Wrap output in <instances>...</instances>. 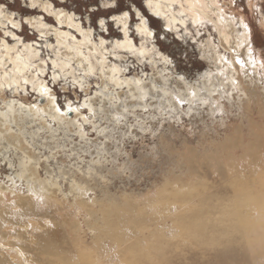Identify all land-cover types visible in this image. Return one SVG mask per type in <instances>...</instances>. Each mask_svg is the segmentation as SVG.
I'll return each mask as SVG.
<instances>
[{
    "label": "bare ground",
    "instance_id": "1",
    "mask_svg": "<svg viewBox=\"0 0 264 264\" xmlns=\"http://www.w3.org/2000/svg\"><path fill=\"white\" fill-rule=\"evenodd\" d=\"M207 1L209 2L205 0H148L146 5L148 12L159 17L162 23L164 22L166 30L177 31V24L186 29L188 22L198 27L204 25L202 23L204 20H208L213 23L218 34L225 37L226 41L230 38L234 40L237 37L232 34L231 30L234 20L224 17L217 0ZM27 2L28 5L36 4L38 9L52 14L57 23L56 28L47 27V24L43 22L44 19H41L42 16L25 20L40 35H46L50 30L52 31L56 46L55 55L53 60L51 59L52 65L59 68L58 71L63 77L71 68L73 61L84 72L83 75L91 77L88 73L91 72L93 75L98 72L104 84L103 92H99L100 107L105 102L112 104L115 99L116 92L113 94L108 91L110 84L113 87L112 90H116L117 87L120 90L122 86H126L128 90L125 94H128L129 99L137 104L134 107L142 108L141 110L147 109L146 102L151 97L158 103L155 102L157 104L155 111L160 109L163 114L171 115L184 111L183 108L180 110L182 102H186L188 108L199 105V103L207 105L214 102V93L224 94L225 89L230 86L234 88L233 81L236 73H233L232 64L216 53L210 40L200 45V55L208 61L210 66L213 65L214 69H207L194 85H188L184 77L177 75L178 83L172 88V83L169 82L170 74L167 73V65L170 62L151 45L152 33L149 31L147 18L144 19L141 13H136V16L140 17L136 25V34L142 40L136 48L134 40L128 36V16L124 17L122 14L116 17L114 19L116 25H114L121 28V41H114L111 45L113 55L123 50L136 57L138 61L149 58L151 67L156 70L154 76L149 78L152 81L157 80L158 88L151 85L149 79L148 83H151V87L147 88L142 79L136 78L137 80L131 81L132 79L125 77L122 73V65H120L121 60L118 64L117 62L107 64L106 55L111 51H105V41L101 39L95 43L92 39V30L83 29L77 22L79 20L75 22L74 13L55 10L48 0H27ZM3 10L0 11V27H3L4 33H8L9 37H13L15 34L9 29V25L14 23L13 15ZM62 26L75 29L80 34V41L75 39V35L69 29L62 31ZM103 26L106 28L105 22L100 24L101 28ZM249 34V27H243L242 40L237 39L236 49L241 47L239 45L247 44L251 39ZM101 41L104 42L102 45ZM18 44H22L20 39H17L12 46L4 40L0 42V91H3L5 86L14 91H19L18 87L25 90L24 81H27L31 89L39 97H43L44 101L39 102L41 106L23 107L15 105L11 100L0 106V152H6L7 157L5 158H8L9 168L12 169L11 175L8 174L5 180H0V202L3 199V193L15 192L16 183H23L27 190L25 196L18 195L20 202L14 207L16 209H9L8 206H13L12 204L8 203L6 207L0 203V264H185L190 253H192L195 264H202V259L208 258L213 253L217 254L214 255L215 262H207L212 259L210 257L203 264H264V175H256L261 168L264 170V151L260 155L256 153L259 157L254 158L259 161L261 167L255 165L254 161L246 163L242 160L239 161L240 165L230 167V170L233 167L236 168L228 174L211 173L198 162L199 157L191 156V154L180 155L178 160L182 159V165L175 161V167L180 171L178 174L170 172L154 190H148L146 194L140 196L136 194L140 198L139 201L134 199V202H130L125 194L122 200L126 207H130V211L125 212L124 210V216L117 213V208L121 204L120 195L119 199H116V193H111L110 190H106L103 196L98 198H87L88 194L81 185L73 187V190L69 192H64L54 173L49 174V177L42 181H34L40 178L36 168L40 155L27 154L32 148L25 138L27 132L32 142H36L38 136L45 135V145L51 147L54 144L56 147H62L63 137L62 140L58 139V134L61 133L59 131L68 127L73 120L70 122V119L67 120L64 117L65 113L56 110L57 103L49 94L42 76L38 77L31 73L35 66L39 71L38 74L43 73L46 67L44 61L37 65L33 64L39 52L35 51L31 43L22 45V49L18 51ZM48 46L53 48L49 42ZM155 56H159L158 59ZM246 56L245 59L243 56L242 59L236 57L243 71L247 70L246 72L250 73L248 66L256 70L257 65H263V60L259 55L256 57L246 51ZM158 63L162 65L159 68ZM6 67L10 69L5 70ZM71 72L69 70L67 73ZM53 77H57L56 74ZM83 81L85 84V80ZM77 82L80 81L77 80ZM148 83L145 85L147 86ZM82 87L84 88L83 85ZM117 101L120 105L125 102L121 97ZM88 105L90 110L95 111L91 103ZM209 107L212 106L209 105ZM121 110L124 112H121L122 114L127 115L128 111L125 107ZM100 111L97 105L96 115L102 121ZM114 112L117 113V111ZM75 115L80 116L77 111ZM117 116L113 115L112 118L119 125L122 116L121 118ZM47 118L54 121L56 127L51 122L49 123ZM57 140H61V143ZM46 168L51 172L52 168L48 166ZM171 178L175 179L170 180ZM208 178L209 181H207ZM87 179V183L98 180L100 183L96 182V185L104 184L100 175ZM221 180H224L221 185H227L222 195L217 197L215 194L218 192L217 187L222 189V186L219 184L215 188H210L205 183L214 181L216 183ZM90 186L93 187V185ZM60 194L63 200H58L61 206L59 212H55L46 202L49 201V197L53 200ZM131 197L138 198L133 194ZM69 198L71 202L67 207L65 203L69 201ZM136 207H138L137 211L131 209ZM21 208L25 212L29 213V210L32 212L22 213L18 211ZM35 213L44 215L37 218L39 223L33 228L26 219L34 217ZM89 236L91 242L88 244L85 237L88 239ZM222 247L226 250L221 251L224 250ZM255 248L258 251L253 252ZM199 251L203 253L196 255ZM252 252L253 255H251Z\"/></svg>",
    "mask_w": 264,
    "mask_h": 264
},
{
    "label": "rangeland",
    "instance_id": "2",
    "mask_svg": "<svg viewBox=\"0 0 264 264\" xmlns=\"http://www.w3.org/2000/svg\"><path fill=\"white\" fill-rule=\"evenodd\" d=\"M48 1L54 6L55 10H64L70 14L74 13L75 22L79 20L77 22L81 24L83 29L92 30V39L95 43H98L101 39L105 41V51H111L107 54L108 56L106 55L108 65L116 62L118 64V61L121 60L120 65H122V73L125 77L129 80L132 79L131 81L142 79L144 86L147 88H150L151 85L158 88L157 80L152 81L150 79L151 76H154L153 74H155L156 70L151 67L149 58L138 61L136 57L123 50L119 51L120 55L126 57H121L119 52L117 53L118 58H116V54L113 55L111 45H113L114 41H121V28L115 26V20L112 18H116L124 12H128V36L134 40L136 48L139 47V43L142 41L136 34V25L139 22L138 19H140L139 16H136V13H141L144 19L147 18L149 31L152 33L151 45L156 50L158 49L157 51L161 55L166 56L170 62L167 65V73L170 74L169 82L170 84L172 83V88L178 83L177 75H179L178 77H184L188 85H194L199 80L200 75H203L207 69H214V66H210L208 61L200 55V45L206 44V41L209 40L212 41V45L217 51L216 53L231 62L233 73L236 74H234V88L230 86L224 90V94L214 93L213 103L207 105L199 103V105L196 104L188 108L187 103L182 102L180 110L183 108L184 111L177 113V115L163 114L160 109L155 111L158 103L156 100H152L151 97L146 102L147 109L143 108L141 110L142 108L134 107L135 101L130 100L128 94H125L128 90L127 87L122 86L123 88H120V90L118 87L116 90H112L111 84H108V91L113 94L116 92L114 94L115 99L112 104L111 102L103 103L101 108L98 99H100L99 92L104 90V84H102L103 82H101L98 72L91 74V77L90 75H83L84 72L73 61L69 69L72 72L67 73L69 71L67 70L63 77L58 71L59 68L52 65L56 49L52 31H49L51 35L49 32L46 35L44 34V38V35H40L33 26L29 23H24L27 19L40 18L42 16L41 19L45 20L43 22L47 24V27L56 28L57 23L53 19V15L38 9V6L32 8L28 5L27 0H0V8L12 14L13 22L19 24L15 29L11 27L12 25H9V29L14 32L16 39L9 37V35L5 36L3 27H0V42L4 40L9 46H12L17 39H20L22 44H18V51L22 49V45H30L31 43L35 51L39 52L38 58H35L33 64L37 65V63L44 61L46 65L43 73L38 74L37 66L32 68L34 72L31 71V73L36 74L38 77L42 76L41 78L45 81L49 94L55 99L58 108L61 109L60 113H65L64 117L67 120L70 119V122L74 121L62 130L68 129L66 130L68 133L59 131L61 133L58 134V139L62 140L63 137L64 140H62V147H56L54 144L51 147L45 145V135L38 136L36 139L37 143L32 142L29 132H27L28 134H26L25 138L30 147H32L31 151L28 149L29 152L27 154L31 156L33 154L40 155V159L36 163L37 175L40 178L34 181H42L44 178H48L49 174L54 173L64 192H69L73 190V187L81 185L88 194L87 198H98L103 196L106 190H110L111 193H116V199L120 198L119 202L121 204L117 208V213L124 216L125 212L130 211V207H126L122 200L125 194H127L126 196L130 202H134L137 199L139 201L140 195L146 194L148 190H154L170 172L178 174L180 171L179 168L175 167V161L182 165V159L178 160L180 155L191 154V156L199 157L198 162L204 169L215 174L217 172L228 174L236 167L231 170L229 168L240 165L239 161L241 162L242 160H245L246 163L254 161L255 165L261 167L259 161L254 158L259 157L256 156V153L260 155L264 151V25L262 26L264 24V0H217V4L223 10L224 17L228 20H234L231 30L232 34L237 37L234 40L230 38L227 41L225 37L218 34L213 23L208 20H204L202 22L204 25L202 24L198 27L188 22L186 29L177 24V31L166 30L164 22L162 23L159 17H155L148 12L146 5L148 0ZM183 16L185 17V15ZM100 19H103L106 28L105 26L100 27ZM243 27H249L251 39L245 46L239 45L241 47L236 49L237 39L242 40L241 32ZM67 29L75 35L76 40L80 41V34L75 29L66 28V26L61 27L62 31ZM195 37L198 41L195 40ZM48 42L53 46L52 49L49 46L47 47ZM246 51L256 57L259 55L263 60V65H257L256 70L248 66L250 73H247V70L243 71L236 59V57L239 59L244 57L245 59L247 57ZM155 57L158 59L159 56ZM161 66V63H158V68ZM6 68L5 70L10 69ZM55 74L57 77H53ZM85 76L86 78L84 79ZM148 79L151 80V85L148 83ZM77 80L80 82L78 83ZM83 80H85V84ZM73 82H75V87H73ZM145 83H148V85L146 86ZM29 85L28 83L24 84L25 90L18 87L17 90L19 91H14L5 86L6 88L4 87L3 91H0V106L4 102H10L11 100L18 106H41L39 104L40 97ZM79 85L81 87L83 85L84 88ZM150 90L152 91V89ZM150 90L149 92H151ZM120 97L125 100L122 105L117 101ZM89 103L93 105L95 111L89 109ZM84 104L87 107H82ZM97 105L101 109L102 121L96 115ZM209 105L212 107H209ZM123 107L128 111L127 115H125L126 113L122 114L124 113L121 110ZM69 108L75 109V113L77 111L80 116L75 115L73 111L70 112ZM130 108H135L133 110L135 114L132 113L133 111ZM114 111H117V113ZM113 115H118L117 117L120 118L122 116L119 122L121 124L118 125L114 121ZM75 119H77L78 123L77 121L75 122ZM47 121L56 127L54 121L51 119ZM66 137L67 141H65ZM61 140L57 141L61 143ZM4 153L3 151L0 152V180H5L6 176L11 175L12 172L8 165V158H5L7 154L6 152ZM47 166L50 169L52 168L51 172L48 171ZM243 167L247 169L246 166ZM99 175L103 178L104 184L96 185V182H99L98 180L86 182L88 177L96 178ZM256 175H264V170L261 168ZM174 179L171 178L170 180ZM224 180L205 184L210 188H215L219 184H223ZM207 181H209V178ZM90 185H93V187L91 188ZM226 185H221L222 189L217 187L218 192H215L217 197L222 195ZM14 188L15 192L12 194L9 192L3 193V199L0 202L1 205L6 207L8 203L12 204L13 206H8L9 209H16L14 207L20 202L18 195L25 196L27 194L26 186L23 183H16ZM140 191L142 193H139ZM131 194L138 198H132ZM136 194H139V196ZM48 200L46 203L55 212H59L61 204L58 200H63L62 195L60 194L53 200L49 197ZM70 202L71 198L65 203L67 207L70 206ZM41 207H43V204H41ZM137 208L131 209L137 211ZM18 211L25 214L32 212L30 210L29 213L25 212L22 208ZM34 215V217L26 219L28 223L32 224L33 228L39 223L37 218L44 214L35 213ZM24 217L26 218V216ZM85 239L88 244L91 242L90 236L88 239L85 237ZM44 240L47 241L46 239ZM222 248L224 250L221 251L226 250L225 247ZM255 251H258V249L255 248L253 252ZM253 252L251 255H253ZM202 253V251H199L196 255ZM191 254L188 255L185 264H195ZM214 255L217 254L213 253V255L208 256V258L212 257L210 261H207V257L204 260L202 259V264L206 261L209 263L215 262ZM247 256L249 257V255Z\"/></svg>",
    "mask_w": 264,
    "mask_h": 264
},
{
    "label": "snow or ice",
    "instance_id": "3",
    "mask_svg": "<svg viewBox=\"0 0 264 264\" xmlns=\"http://www.w3.org/2000/svg\"><path fill=\"white\" fill-rule=\"evenodd\" d=\"M30 6H31L32 8H36V7H37L36 4H32V5H30ZM0 11H2V9H0ZM123 16H124V17H127V16H128V12H124V13H123ZM113 19H115V18L113 17ZM24 23H27V22L25 21ZM99 23H100V24H103V19H100V20H99ZM17 27H18L17 24H15V23L12 24V28H13V29H15V28H17ZM149 34H150V33H149ZM4 35L7 36L8 33H4ZM16 38H17V37L14 35V36H13V39H16ZM103 43H104V42L101 41V45H102ZM117 46L119 47V45H117ZM237 63H240V61L238 60ZM113 71H115V69H114ZM89 74H92V73L90 72ZM24 83L27 84V81H24ZM73 87H75V82H73ZM82 107H87V106H86V105H83ZM56 110H57V111H60L61 109H60V108H57ZM74 110H75V109L69 108V111H70V112H71V111H74Z\"/></svg>",
    "mask_w": 264,
    "mask_h": 264
},
{
    "label": "water",
    "instance_id": "4",
    "mask_svg": "<svg viewBox=\"0 0 264 264\" xmlns=\"http://www.w3.org/2000/svg\"><path fill=\"white\" fill-rule=\"evenodd\" d=\"M43 101H44L43 97H40L39 102H43Z\"/></svg>",
    "mask_w": 264,
    "mask_h": 264
}]
</instances>
